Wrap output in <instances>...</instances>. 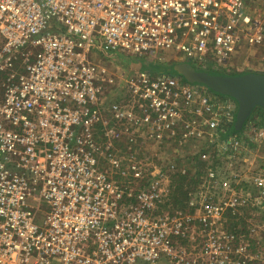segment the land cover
<instances>
[{"label":"built area","instance_id":"obj_1","mask_svg":"<svg viewBox=\"0 0 264 264\" xmlns=\"http://www.w3.org/2000/svg\"><path fill=\"white\" fill-rule=\"evenodd\" d=\"M251 1L0 0V264H157L175 255L186 234L159 215V182L136 200L133 191L125 202L113 195L99 170L98 138L113 151L124 137L137 141L131 129H148L157 144L196 141L205 157L242 150L247 133L264 143V127L225 136L234 100L150 70L129 80L132 104L105 106L114 75L102 59L143 63L174 53L177 62L220 70L243 46L264 45V18ZM206 173L219 176L211 166ZM100 193L111 200L99 202ZM238 201L210 198L205 206L207 264H242L239 248L232 257L222 245L236 235L210 230Z\"/></svg>","mask_w":264,"mask_h":264},{"label":"rangeland","instance_id":"obj_2","mask_svg":"<svg viewBox=\"0 0 264 264\" xmlns=\"http://www.w3.org/2000/svg\"><path fill=\"white\" fill-rule=\"evenodd\" d=\"M254 3L255 0H252L251 5L255 6ZM257 4L264 18V0H257ZM161 57L164 58L163 61H152L146 57L143 63H139L135 57L117 56L112 61L102 59L109 74L112 72L114 75V83L106 84V90L102 95L105 106L111 101L127 103L130 100L132 104L129 80L134 79L137 73L150 68L167 71L178 63L173 61L177 58L174 53H166ZM220 70L227 73L245 71L264 73V45L243 46L230 63L221 66ZM119 132H122L121 129ZM100 134H103L102 130ZM131 134L137 137L136 142L130 143L124 137L115 142L113 151L107 150V140L104 137L98 138L99 170L108 183L115 185L113 195L118 197V193L124 194V198L121 197L124 202L130 191L141 192L145 190L147 184L149 187L154 181L159 182L162 195L170 200H163L164 208H160L159 215L167 218L170 226L182 224L180 228L186 235L175 241V255L165 254L157 264H207L209 256L204 251L205 240L201 235L209 229L203 219L208 213L205 206L210 198L218 201L233 197H238V205L228 209L210 230H215L221 236L229 233L236 235V240L232 242L222 239V245L230 246L232 257L237 256L235 252L239 248L241 251L238 257L242 264H264V143L255 139L254 133H247L244 148L240 151L216 156L210 152L205 157L199 155L200 159L206 162L205 169L211 165L219 172L216 180L208 178L205 169L204 173L198 174L200 165L195 163V160L186 158L187 153H191V156L198 154L204 145L200 147L193 141L190 142L189 149L175 138L157 144L150 138L148 129L133 128ZM124 147H127V151ZM112 152L119 160V167L113 165L108 158ZM171 162L177 164V170H187L190 173L188 176L192 179L184 185L187 193V202L184 206L178 205L170 197L172 189L170 179L173 172L170 170ZM133 165L136 169H133ZM132 171H135L134 175ZM132 175L134 181L130 179ZM119 176H122L121 180ZM98 200L108 202L111 198L107 199L100 193ZM176 218H179L177 219L179 221L175 220ZM221 257L215 256V259Z\"/></svg>","mask_w":264,"mask_h":264},{"label":"water","instance_id":"obj_3","mask_svg":"<svg viewBox=\"0 0 264 264\" xmlns=\"http://www.w3.org/2000/svg\"><path fill=\"white\" fill-rule=\"evenodd\" d=\"M170 69L188 83L204 85L213 93L234 100L237 104L235 131L246 126L257 108H264V73L209 71L189 62H178Z\"/></svg>","mask_w":264,"mask_h":264},{"label":"trees","instance_id":"obj_4","mask_svg":"<svg viewBox=\"0 0 264 264\" xmlns=\"http://www.w3.org/2000/svg\"><path fill=\"white\" fill-rule=\"evenodd\" d=\"M196 66V65H194ZM197 68L199 69H203L202 67H198L196 66ZM151 72L155 73V74H166V75H176L173 71H171V69L167 70V71H163V70H157V69H153V68H150L149 69ZM204 70H209V71H213L214 69H211V68H208V69H204ZM183 79V78H182ZM184 80V79H183ZM185 81V80H184ZM262 128L264 127V108L262 107H259L257 108L253 115L251 116V118L249 119V121L247 122L246 126L240 130V131H235L234 130V125H230L229 126V131H227L228 133L225 134V136L229 135L230 133H232L233 135H237L239 137L246 135V131L250 128ZM245 141L247 140V137L244 138ZM193 141H191L192 143ZM124 145V143H122ZM189 149H190V142H187V143H184ZM183 144V145H184ZM194 144V143H193ZM182 145V144H181ZM126 146V145H124ZM202 146V145H201ZM127 151V147H124ZM189 152H191L190 150H188ZM201 151H204V149L202 148ZM214 155V154H213ZM216 156V155H214ZM186 158H189V160H195V163L197 162L198 165H200V169H198V174H201V173H204V169H205V165H206V162L202 161L199 157V153L194 155V156H191V153H187L186 155ZM211 166V165H210ZM213 167V166H211ZM205 171H207V168L205 169ZM135 171H132V174L134 175ZM172 172V176L170 179L171 180V193H170V197L173 198V201L175 203H178V205H182L184 206L187 202V193H186V189L184 188V185H186L187 182H189L190 180V177L188 175H190L189 172H187V174H183L181 172ZM131 176L130 179L131 180H135L134 176ZM122 176H119V179L121 180ZM128 179V178H127ZM148 185V184H147ZM146 185V186H147ZM145 186V187H146ZM138 194V191H133V195L132 197L130 198V200H136V195ZM170 198V199H171ZM164 200L166 201H170L169 199L165 198ZM163 202V201H162ZM162 202L159 203V208H158V213L161 214V209L160 208H164V206L162 205Z\"/></svg>","mask_w":264,"mask_h":264},{"label":"crops","instance_id":"obj_5","mask_svg":"<svg viewBox=\"0 0 264 264\" xmlns=\"http://www.w3.org/2000/svg\"><path fill=\"white\" fill-rule=\"evenodd\" d=\"M177 58H178V56H177ZM177 58H176V59H177ZM176 59H175V60H173V61H176ZM232 103H233V104H235L234 102H232ZM235 105L237 106V104H235Z\"/></svg>","mask_w":264,"mask_h":264}]
</instances>
